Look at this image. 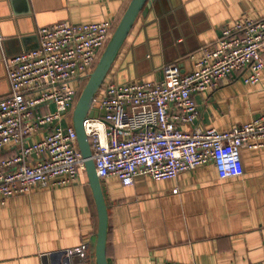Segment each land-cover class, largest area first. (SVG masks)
Wrapping results in <instances>:
<instances>
[{"label": "crops", "instance_id": "obj_1", "mask_svg": "<svg viewBox=\"0 0 264 264\" xmlns=\"http://www.w3.org/2000/svg\"><path fill=\"white\" fill-rule=\"evenodd\" d=\"M130 1L0 0V99L8 95L6 59L35 47L36 30L61 22L107 21L115 28ZM149 6L106 79L160 81L163 66L172 62L189 71L192 57L214 44L224 27L245 17L264 18V0H153ZM195 99L199 127H241L264 114V70L257 84L234 73ZM13 153L6 146L0 159ZM101 182L109 264H264V147H243L239 173L229 179H220L209 163L172 179L139 175L130 186L116 177ZM97 230L86 172L70 185L0 195V264H55L67 257L66 249L82 244L87 263L97 264Z\"/></svg>", "mask_w": 264, "mask_h": 264}, {"label": "built area", "instance_id": "obj_2", "mask_svg": "<svg viewBox=\"0 0 264 264\" xmlns=\"http://www.w3.org/2000/svg\"><path fill=\"white\" fill-rule=\"evenodd\" d=\"M113 30L107 21L43 26L37 48L6 59L10 93L0 99V151L11 146L14 153L0 159L2 197L70 185L86 172L73 112ZM192 60L186 72L175 62L165 64L160 81L103 84L90 107L99 116L83 122L100 179L116 177L130 186L139 175L172 179L209 163L220 179H229L239 173L243 147H264V114L229 130L202 128L195 99L234 73L248 84L260 81L264 18L224 27ZM86 249H66L67 257L55 264H88Z\"/></svg>", "mask_w": 264, "mask_h": 264}, {"label": "water", "instance_id": "obj_3", "mask_svg": "<svg viewBox=\"0 0 264 264\" xmlns=\"http://www.w3.org/2000/svg\"><path fill=\"white\" fill-rule=\"evenodd\" d=\"M152 1L153 0L130 1L120 21L114 28L112 36L108 44L104 48L97 62L96 67L94 68L92 74L90 75L85 86L83 87L73 112V124L77 133L81 153L85 159L86 173L98 211V230H97L96 251H95L97 264H109L107 259L109 213H108V205L102 187V182L96 172L95 164L92 159L91 145L89 142V138L85 132L83 122L88 115L99 116L98 112L91 111L90 109L91 104L96 94L103 86L107 78V75L114 63V60L118 55L130 30L132 29L137 17L140 14H145L146 12H148L150 7L149 5ZM32 38L38 41L37 45L32 48H22L20 52H22L23 49L30 50L37 48L39 46V39L37 33ZM32 38L22 37L21 41L25 42L27 39L30 40ZM5 80L8 84L6 78V72H5ZM9 93H10V87L8 84V94Z\"/></svg>", "mask_w": 264, "mask_h": 264}, {"label": "trees", "instance_id": "obj_4", "mask_svg": "<svg viewBox=\"0 0 264 264\" xmlns=\"http://www.w3.org/2000/svg\"><path fill=\"white\" fill-rule=\"evenodd\" d=\"M110 80H113V79H106L104 83H106L107 81H110Z\"/></svg>", "mask_w": 264, "mask_h": 264}]
</instances>
